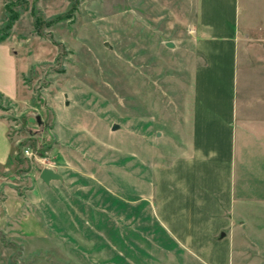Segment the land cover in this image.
I'll use <instances>...</instances> for the list:
<instances>
[{
  "label": "rangeland",
  "instance_id": "374dc122",
  "mask_svg": "<svg viewBox=\"0 0 264 264\" xmlns=\"http://www.w3.org/2000/svg\"><path fill=\"white\" fill-rule=\"evenodd\" d=\"M198 2L0 0L18 69L16 98L0 95L12 147L0 264H207L163 227L153 197L191 139ZM240 2L261 22L264 0ZM9 67L0 54L1 86ZM44 168L58 177L45 183ZM252 206L255 242L229 264H264V205Z\"/></svg>",
  "mask_w": 264,
  "mask_h": 264
},
{
  "label": "crops",
  "instance_id": "0c3cea01",
  "mask_svg": "<svg viewBox=\"0 0 264 264\" xmlns=\"http://www.w3.org/2000/svg\"><path fill=\"white\" fill-rule=\"evenodd\" d=\"M250 19L240 0H199L195 45L203 61L193 75L191 139L184 156L159 168L153 192L157 219L207 264L245 253L241 246L257 236L252 205H264V18ZM0 54L10 61L0 95L12 100L17 60L4 41ZM11 149L0 116V164ZM205 245L216 247L206 257Z\"/></svg>",
  "mask_w": 264,
  "mask_h": 264
},
{
  "label": "water",
  "instance_id": "95a60500",
  "mask_svg": "<svg viewBox=\"0 0 264 264\" xmlns=\"http://www.w3.org/2000/svg\"><path fill=\"white\" fill-rule=\"evenodd\" d=\"M104 45L107 46V47H109V45H108L107 43H105ZM165 45H166L167 47H170V48L174 46L173 43L170 42V41L165 42ZM120 127H121V125H119V124H117V123H113V124L111 125V130L118 129V128H120ZM40 177H41V179H42L45 183H47V182H49L50 179H55V178H57V177H58V174H56L53 170H51V169H49V168H44V169H42L41 172H40Z\"/></svg>",
  "mask_w": 264,
  "mask_h": 264
},
{
  "label": "trees",
  "instance_id": "16d2710c",
  "mask_svg": "<svg viewBox=\"0 0 264 264\" xmlns=\"http://www.w3.org/2000/svg\"><path fill=\"white\" fill-rule=\"evenodd\" d=\"M12 157V149H11V154H10V158Z\"/></svg>",
  "mask_w": 264,
  "mask_h": 264
}]
</instances>
